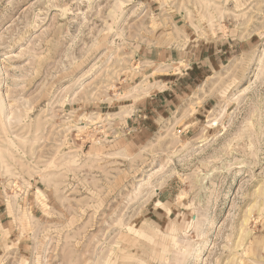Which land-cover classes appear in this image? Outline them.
Returning <instances> with one entry per match:
<instances>
[{"label":"rangeland","instance_id":"rangeland-1","mask_svg":"<svg viewBox=\"0 0 264 264\" xmlns=\"http://www.w3.org/2000/svg\"><path fill=\"white\" fill-rule=\"evenodd\" d=\"M0 264H264V0H0Z\"/></svg>","mask_w":264,"mask_h":264},{"label":"crops","instance_id":"crops-1","mask_svg":"<svg viewBox=\"0 0 264 264\" xmlns=\"http://www.w3.org/2000/svg\"><path fill=\"white\" fill-rule=\"evenodd\" d=\"M181 51V50H180ZM183 51V50H182ZM192 53H191V55H190V57H193V56H195V53H194V51L192 50L191 51ZM212 52H209V53H207V55H209V54H211ZM182 54V53H181ZM205 53L202 55V57L200 58V60H197V61H195L196 59L193 57L192 59H193V62H191L192 60H191V58H188V59H184V58H182V60L181 61H179V62H183V63H185L186 64V67H185V71H183L182 72V74L184 73V75H186L189 79H190V81H192V80H198V77H201L202 76V73H204V68H205V61H206V56H207ZM176 58V57H175ZM189 61V62H188ZM163 62L164 63H168V61H167V59H166V57H165V59L163 60ZM162 62V63H163ZM179 62H177V63H179ZM172 64L174 63V62H171ZM182 80H183V77H182ZM176 90V89H175ZM182 91H183V89L182 88H180V89H178L177 90V92L178 93H182ZM167 94H169V93H167ZM171 94V93H170ZM169 94V95H170ZM182 95V96H181ZM171 97H185L184 96V94H179V95H170ZM151 98V97H150ZM169 98V97H168ZM166 99H167V97H166Z\"/></svg>","mask_w":264,"mask_h":264}]
</instances>
